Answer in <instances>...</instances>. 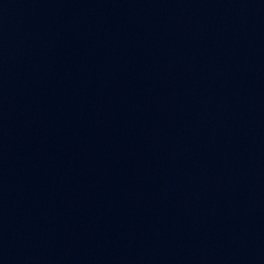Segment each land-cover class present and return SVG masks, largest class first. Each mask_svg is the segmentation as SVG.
I'll return each mask as SVG.
<instances>
[{
    "label": "water",
    "instance_id": "water-1",
    "mask_svg": "<svg viewBox=\"0 0 264 264\" xmlns=\"http://www.w3.org/2000/svg\"><path fill=\"white\" fill-rule=\"evenodd\" d=\"M0 264H264V0H0Z\"/></svg>",
    "mask_w": 264,
    "mask_h": 264
}]
</instances>
